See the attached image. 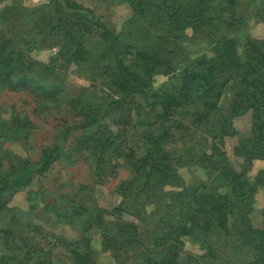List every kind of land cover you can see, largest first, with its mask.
<instances>
[{"label":"trees","instance_id":"1","mask_svg":"<svg viewBox=\"0 0 264 264\" xmlns=\"http://www.w3.org/2000/svg\"><path fill=\"white\" fill-rule=\"evenodd\" d=\"M123 1L134 14L118 34L75 0L0 10V87L53 105L57 112L50 116L62 122L54 142L33 162L8 148L27 145L36 129L32 119L15 110L0 119V218L12 196L50 171L74 134L70 149L89 157L98 183L114 177L119 165L129 172L118 188L123 201L111 212L118 219L112 230L103 208L57 212L82 231V239L66 247L74 264H95L94 229L104 232V249L119 264H235L242 249L254 254L247 264H264V229L251 223L264 170L254 179L249 175L255 161H264V39L233 31L241 4L264 21V0ZM188 30L204 39L205 49L177 58L172 47ZM41 49L52 51L47 61L33 57ZM74 68L87 70L90 86L67 95L65 78ZM159 76L167 78L160 87ZM183 112L175 128L150 136V149L139 155L131 144L138 126L166 123ZM248 114L249 136L233 152L241 160L236 169L222 148L226 138L237 136L235 120ZM193 128L201 134L189 141L184 133ZM191 165L216 174L227 192L207 195L201 182L184 186L179 169ZM167 186L175 190L167 192ZM159 190L165 196L152 218L146 204ZM17 216L0 230V264H52L50 253L20 232ZM185 237L204 254L185 255Z\"/></svg>","mask_w":264,"mask_h":264},{"label":"rangeland","instance_id":"2","mask_svg":"<svg viewBox=\"0 0 264 264\" xmlns=\"http://www.w3.org/2000/svg\"><path fill=\"white\" fill-rule=\"evenodd\" d=\"M85 8L91 9L107 27L118 34L130 23L133 17V9L130 4L123 0H75ZM48 0H0V10L8 9L12 6L15 9L35 8L47 3ZM238 21L233 29L235 33L246 30L247 37L251 39H264V21L259 17L250 14L247 4H241L237 9ZM254 12V11H253ZM239 35L235 39H239ZM185 41V43H181ZM204 39L193 35L191 30L182 34L174 43L177 58H184L185 55L197 56L203 53L205 46L200 44ZM172 46V44H171ZM51 50L41 49L33 54V57L40 61H47L51 56ZM211 56L210 52H207ZM167 78L159 76L157 78L158 87L166 82ZM65 88L67 95H76L80 91L90 86L88 72L84 68L71 69L65 78ZM15 110L28 116L34 122L36 129L29 132L27 145L10 143L8 148L21 158L29 157L33 162L39 159L43 147L54 142L57 134L62 129V122L55 117L57 110L52 105H43L35 101L33 97L26 93L10 92L0 87V119L7 120L11 111ZM48 114V115H47ZM181 117H186L184 112L177 115L169 122L154 126H138L131 138V144L136 148L139 155L143 156L151 147L148 138H157L162 135L163 129L176 126V121ZM181 118L180 120H182ZM187 123V121H185ZM237 136L225 139L222 150L228 157L229 162L239 169L241 160L234 157V148L238 141L249 136L251 128L250 115L238 118L234 122ZM201 134L200 129L193 128L184 135L189 137V141L197 138ZM74 135V134H73ZM64 145L61 158L56 161L50 171L44 176L37 177L34 183L27 190L20 191L12 196L7 206L10 209L0 218V230L10 227L11 217L18 214L20 232L24 231V236L31 238L34 244L50 253L52 264H74V260L69 250L68 243H76L82 239V231L79 225H68L59 217L57 212L65 211L69 206H83L85 208H103L109 211L106 217L108 231L112 230L118 219L111 213L113 208L118 207L123 197L119 194L120 184L129 177L128 170L119 165L114 177H109L102 184L98 183L94 176V170L89 157L85 153H77L70 146L73 144L74 136ZM150 137V138H151ZM264 170V161H255L249 173L251 178H255L259 171ZM179 174L184 182V186L201 182L204 192L207 195L225 194L227 189L222 185L220 177L211 174L201 167L191 165L179 169ZM167 192L175 190L171 186L165 187ZM155 196L152 202L146 204V212L152 218L158 213L160 203L163 202L165 193L161 190L153 193ZM255 211L251 215V223L254 228L264 229V188H260L255 196ZM132 217L125 216L123 220L132 221ZM20 222L25 228L20 226ZM18 229V228H17ZM16 229V230H17ZM18 231V230H17ZM103 231L92 230L91 246L94 251L95 264H119L109 250L104 249ZM28 240V239H27ZM184 254L202 256L204 252L200 244L190 237L183 238ZM3 245L0 241V258L4 254ZM254 254L248 249H242L235 257V264H247L252 262ZM122 262H126L122 260ZM124 264H135L129 262Z\"/></svg>","mask_w":264,"mask_h":264}]
</instances>
